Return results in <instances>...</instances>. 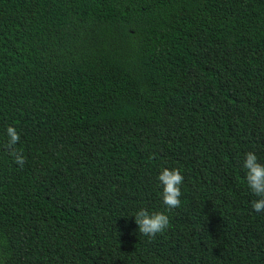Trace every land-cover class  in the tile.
<instances>
[{
    "label": "trees",
    "instance_id": "obj_1",
    "mask_svg": "<svg viewBox=\"0 0 264 264\" xmlns=\"http://www.w3.org/2000/svg\"><path fill=\"white\" fill-rule=\"evenodd\" d=\"M249 151L264 0H0V264H264ZM162 168L181 206L148 238Z\"/></svg>",
    "mask_w": 264,
    "mask_h": 264
},
{
    "label": "clouds",
    "instance_id": "obj_2",
    "mask_svg": "<svg viewBox=\"0 0 264 264\" xmlns=\"http://www.w3.org/2000/svg\"><path fill=\"white\" fill-rule=\"evenodd\" d=\"M6 143L3 148L13 158V162L21 168L26 162L22 151L16 145L19 143L20 134L15 126L9 125L6 130ZM243 168L246 170L245 180L248 190L257 197L251 202L252 210L256 213L264 212V164L258 162L254 152H247L244 156ZM157 180L162 191L160 198L165 207L164 212H149L140 208L134 215V222L138 226V232L148 238H154L162 234L170 223L168 212L181 206V185L184 176L178 168H162Z\"/></svg>",
    "mask_w": 264,
    "mask_h": 264
}]
</instances>
